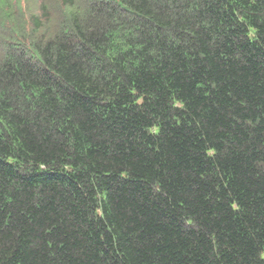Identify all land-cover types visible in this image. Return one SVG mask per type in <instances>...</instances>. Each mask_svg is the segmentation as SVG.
<instances>
[{
	"label": "trees",
	"instance_id": "obj_1",
	"mask_svg": "<svg viewBox=\"0 0 264 264\" xmlns=\"http://www.w3.org/2000/svg\"><path fill=\"white\" fill-rule=\"evenodd\" d=\"M0 264H264V0H0Z\"/></svg>",
	"mask_w": 264,
	"mask_h": 264
},
{
	"label": "rangeland",
	"instance_id": "obj_2",
	"mask_svg": "<svg viewBox=\"0 0 264 264\" xmlns=\"http://www.w3.org/2000/svg\"><path fill=\"white\" fill-rule=\"evenodd\" d=\"M34 7L36 8V7H37V5H35V4H34Z\"/></svg>",
	"mask_w": 264,
	"mask_h": 264
}]
</instances>
